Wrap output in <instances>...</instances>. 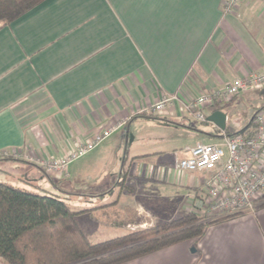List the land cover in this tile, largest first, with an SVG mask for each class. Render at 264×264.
Here are the masks:
<instances>
[{
  "label": "crops",
  "instance_id": "crops-1",
  "mask_svg": "<svg viewBox=\"0 0 264 264\" xmlns=\"http://www.w3.org/2000/svg\"><path fill=\"white\" fill-rule=\"evenodd\" d=\"M224 1L43 0L1 25L0 181L27 190L51 183L74 200L85 233L88 223L108 230L94 242L194 213L208 173L178 174L173 163L183 147L233 132L227 122L224 130L197 127L183 103L264 71V0H238L230 12ZM250 92L260 94L251 97V120L264 109V87L228 102ZM162 94L177 98L158 113ZM116 123L64 173L45 171L44 161ZM180 136L189 143L178 146ZM123 145L135 162L125 176L124 153L116 162ZM168 167L180 187L167 183ZM263 196L253 211L213 221L196 239L123 264H264Z\"/></svg>",
  "mask_w": 264,
  "mask_h": 264
},
{
  "label": "trees",
  "instance_id": "trees-1",
  "mask_svg": "<svg viewBox=\"0 0 264 264\" xmlns=\"http://www.w3.org/2000/svg\"><path fill=\"white\" fill-rule=\"evenodd\" d=\"M42 1L0 0V26ZM251 125L250 120L239 132ZM77 214L61 196L42 195L0 181V258L6 264H123L196 239L211 222L234 216L206 221L186 213L94 242L80 227Z\"/></svg>",
  "mask_w": 264,
  "mask_h": 264
},
{
  "label": "built area",
  "instance_id": "built-area-1",
  "mask_svg": "<svg viewBox=\"0 0 264 264\" xmlns=\"http://www.w3.org/2000/svg\"><path fill=\"white\" fill-rule=\"evenodd\" d=\"M238 0H225V12L232 11ZM264 87V71H251L234 78L222 89L213 90L183 103V108L197 121L206 122V105L228 102L241 92ZM177 98L176 94H162L153 105L155 112L164 109ZM249 127L234 134L222 132L216 143H196L185 146L182 156L175 159L174 170L180 174L203 171L208 173L204 191L195 195L194 213L207 220L253 211L264 193V109H257ZM119 123L107 126L93 134L66 155L44 161L48 173H64L68 164L92 150L113 131Z\"/></svg>",
  "mask_w": 264,
  "mask_h": 264
},
{
  "label": "rangeland",
  "instance_id": "rangeland-1",
  "mask_svg": "<svg viewBox=\"0 0 264 264\" xmlns=\"http://www.w3.org/2000/svg\"><path fill=\"white\" fill-rule=\"evenodd\" d=\"M259 95L260 94L257 93V92H250L248 95H242V96H239V97L234 98L233 101L227 102L225 104V106L222 107L223 111L226 113V117H227L226 118V122H227V124H228L229 129H230L231 132H233V133L238 132L240 129H242L245 126V124H247L249 122L250 117H251V111L254 110V107L256 106V102L250 104L251 97L259 96ZM261 104H264V101L261 102L257 106H261ZM193 119H195V118H193ZM193 123L197 127H201L203 124H206V122H200V121L193 122ZM180 138L182 140H181V142H178L177 143L178 146L182 147L186 143H189V141H188L189 138L188 137H186V136L185 137L180 136ZM177 148H179V147H177ZM124 152H125V150H124V145H123L122 148H120L117 151L116 162H118L119 164L122 161V156H123L122 154ZM130 154H131L130 151H128L126 154L124 153L125 159H124V164H123V169H122L123 170L122 171V175H124V176H125V172L127 170L129 172H131V169H133V165L135 164V162H133V163L131 162V161H133V159L131 158ZM171 169H172V167L171 168L170 167L167 168L168 178H169V181L167 183H170L172 185H175L176 187H180L179 184H178V182L176 180H173L172 179V178H174V176H173V173H172ZM145 171L146 172L147 171L154 172L153 171V168L150 165L146 166ZM162 178H164L163 175H162ZM165 179H166V177H165ZM175 179H176V177H175ZM166 180H168V179H166ZM54 182H55L54 185H56V183H58L59 180H56V181L54 180ZM52 188H53V186L51 185V183L50 184H47V185L46 184H43V185L39 184L38 187H32L30 191H33V192H36V193H39V194H42V195L59 196V195H56L57 193H54V191H52ZM161 192L159 191V194L160 195L161 194H165L166 195L167 193H169L166 190H164V192H162V193ZM62 198L68 204H69V202H72L73 203V201H74L73 199H70V198H66V197H62ZM92 227L93 226H91V224L88 223L87 224V229H86V234L89 236V238H91V241H94V240H96V238H99L100 236H102L103 231H108V230L105 229V227L100 228V227H97L96 226L101 231H96ZM88 230H90V231H88ZM0 264H6V263L0 258Z\"/></svg>",
  "mask_w": 264,
  "mask_h": 264
},
{
  "label": "water",
  "instance_id": "water-1",
  "mask_svg": "<svg viewBox=\"0 0 264 264\" xmlns=\"http://www.w3.org/2000/svg\"><path fill=\"white\" fill-rule=\"evenodd\" d=\"M205 120L207 122L213 123L219 129L224 130L226 122V113L219 109H216L206 115ZM192 250L194 251V249Z\"/></svg>",
  "mask_w": 264,
  "mask_h": 264
}]
</instances>
